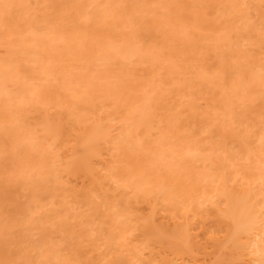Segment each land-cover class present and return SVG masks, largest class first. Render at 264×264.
I'll return each instance as SVG.
<instances>
[{
  "label": "bare ground",
  "instance_id": "1",
  "mask_svg": "<svg viewBox=\"0 0 264 264\" xmlns=\"http://www.w3.org/2000/svg\"><path fill=\"white\" fill-rule=\"evenodd\" d=\"M48 1H50L49 5L47 4ZM103 1L63 0L62 2L61 0V4H58L59 0H0V48H2L1 46L6 44V46L8 47L7 55H9L7 59H2L3 57H1L0 59V264H264V125L260 123L264 120L261 121L262 118L260 120V113H258L257 115L259 116V118H256L257 116L254 114H248V112L251 113L252 109L254 108L252 107V102L250 107L252 109L246 111V109L244 110L245 106L243 107V109H241V107L243 106V100L241 102L237 101L238 104H235L234 102H236V100L233 101L232 99H230L231 94L234 95V97L232 96L233 98L236 97L234 90L238 89L239 85L237 87V82L233 80V82H235L234 86H236L237 88L231 87L230 92L232 93L230 94L229 90H227L228 87L225 89V85L228 82V80L225 81V79H229V76H225L223 74L226 71L225 69L229 68L228 63L230 62L231 63L229 66L232 67V64L234 63L236 71L237 69L239 71V68H241V70L239 71L240 73H243V70L246 71V69L251 67L249 65L250 62V64L253 65V68H255L254 73L257 69V67H255L256 65L258 66V68L259 66L260 68L264 66V57L262 56V54H264V0H231L232 2L228 0L229 2H231V4H229L232 5V8L227 3L228 1L225 0V2L227 3L226 5L223 0L222 2L224 6H221V12H223L222 10H224V7L227 6H229V9L231 8V11L229 9H226L225 12L224 10V15L222 16L220 9L217 10L220 12L221 18H225L226 24H224V18L222 19L223 21L221 19H218V17L220 18V15H218V17L215 16V14L217 15L219 13L217 12V10H215V8H218L216 6L220 5L221 0H210V4H213V6H215L214 8L210 7V5L207 4L208 0H202L201 2L200 0H198L200 3L193 0V2L195 1L196 3H198L199 8H202L201 11L204 9L203 12L200 11L201 14H205L204 16H206V13L208 12H206V8H208V10H210L211 12L215 11L213 15L214 20H208L211 21L212 27L215 26L214 24H217L218 20H220L219 22H222V24H224L221 26V23L218 22V24L216 25L217 29L215 28V32L218 33H216L215 36L214 31L211 33V31L213 30L211 27H209L211 26V24L208 23L207 27L211 29V31L209 32L210 37L213 35L215 36L213 37V41V38H211V40L209 39V34H207L208 32L205 33V31H208L209 29H204L205 31L203 29L201 30L203 26L206 27L207 25L206 23H204L207 21V16L204 18L202 15L201 17V14H198L200 13L199 8L196 4V6H194V3H192V1H189L192 3L191 6L193 5L192 9L194 10V7H197L195 9V11L197 10V16L199 15V18H203H200L201 20H199V22L197 21V19L199 18L191 15V21L195 18L194 23H196L197 21V23L199 24L194 25L193 22L189 21L191 26H189L188 24L186 25V27H191L192 29L185 28L184 25L187 23H183L184 19H182V17L184 16V14L180 18L178 14L172 12L173 9H171L170 11L173 13H171L172 15L169 14V11L168 13L166 12V10L170 8L169 5L171 2H168L169 0L166 1L169 3V5L166 3H164L166 4L164 5L160 0L159 2L157 0L156 2L154 0L156 2L155 4L153 0H148V3L151 2L150 4L152 6L154 5L153 7L150 6V4H147L146 0V6L142 2L143 0H132L133 2L122 0V2L120 3L117 2L119 4V9H117V6V8L115 7V4H117L115 2L118 0H113V8L110 6V3H107L109 2V0H107V2L106 0ZM137 1L141 2L139 3ZM53 2H56V4H54ZM128 2H130L129 4L131 5H129ZM183 2V4L186 3V1ZM214 2H216V5L214 4ZM218 2L219 5L217 4ZM102 3H106L107 5H103ZM159 3H161V5H159ZM126 4L130 6V9H132L128 13V18H130L133 14L132 11L136 13L138 8V14H133L135 20L138 17V21H134L133 25V23L131 22L134 19L131 20L130 18L129 20H131V22H128L131 23L132 26H130L129 29L128 25L130 24L127 23L125 21L126 18H124L127 17L125 15L129 11L128 6L125 8ZM93 5L95 6L96 13L98 12L99 15L95 13V10H93ZM99 5L102 9L98 8ZM101 5L103 6L101 7ZM140 5L142 7H140ZM201 5H203L204 7ZM206 5H208L209 7ZM108 6L110 8H108ZM143 6L145 8L149 6L150 11L153 12V14L150 12L146 13L147 10L145 11V9H143ZM183 6L185 7V5H181L179 7L181 8ZM244 6L245 8H248L246 9V11L252 9L254 13H251L250 11L246 13V11H243ZM84 8L87 10L83 11L82 9ZM89 8H92L91 10H93V12L89 11ZM111 8L122 11L120 13L124 16L122 18H124L125 20L122 21L120 19V13H117L119 14V16L115 15L116 13L114 11L117 12V10L114 9V11H112ZM120 8H123V10H121ZM173 8H175V6ZM79 9L82 13L78 12ZM98 9L99 11H97ZM124 9H126V14H122ZM139 9H141L140 13ZM160 10L162 13L160 12ZM17 12L18 15H16ZM85 12L88 14H86ZM112 12H114V15L117 19L115 18V16L111 17ZM77 13L81 14L79 19L74 18L77 21L80 20L82 16H84L83 13L86 14L87 18H90L92 13H95V15L92 16H99L96 17L99 20L97 22L95 21V24L98 23L99 25H95L97 26V29H93V26H89V28L91 27V30H93H88V38V34L86 35L85 33V35L82 34L84 37H81V32L79 33V30L75 28L77 27V25L84 26V23H78L76 20L70 22L73 23L74 26L72 25V27L71 24H69V26L71 27L68 33L70 34V36L68 37H71L74 40V36L77 35L76 38L78 39V41L76 40L77 42H75V45L72 44L73 46H75L73 48L71 44L70 46L68 44L66 47L69 52L67 51V49H65V47L64 49L66 52L63 51V53L65 52L64 55L60 51L61 48H58L59 55L62 56L58 59V61L61 62L59 64V62L56 61V53L55 56H53L52 54L53 50L57 48V45L61 43V41L66 42L65 33L62 32L63 29H59V24H62L61 21H64L63 18L66 17L65 19L69 21V17L67 18V16L69 15L70 17H76ZM145 13L146 16H144ZM166 13L167 16L169 15V17L167 18ZM10 14L14 19H17L15 23L19 21L17 24H21L20 20H23L24 23H26L25 25H27V28H25L24 25H21L26 29V32L29 33H25V42L23 40L24 37H22L23 39L21 38L23 41V43H20L21 47L18 43L17 44L19 46L16 45L17 47H15L12 44V40H8L9 38L11 39L10 36L16 34L19 36V38L21 36H25V34H23L25 32V29L22 30V33L20 31V28H17L16 25L15 26L17 29L14 28V26L11 27L14 23L8 26L10 21L9 18H11ZM186 14L187 13H185V15ZM161 15L163 16L162 18L165 17L164 19L166 20V22L165 20L164 23L162 22L163 20L162 18H160ZM176 15H178L179 18H177ZM78 16L79 15H77V18ZM95 17H91V21H93ZM144 17L148 19L150 17L151 21L148 20L147 22L146 19L143 20ZM111 18H114L115 21H112ZM154 18L155 20L153 21ZM209 18L210 17H208V19ZM141 19L142 21H140ZM174 19L180 20V23H177L179 24V27H177L175 23H172L174 21L171 22V20ZM215 19H217V21ZM85 20L87 19L85 18ZM100 20L101 23L105 25L104 28H102L103 25H101ZM157 20L158 22H162L164 25H160L161 23H158ZM167 20H170V22H168L170 23V25L172 24V26H170L169 23L167 24ZM202 20V23L206 25L201 26ZM74 21H76L77 23ZM118 21L119 23H121L120 26L118 24ZM116 22L118 25L116 24ZM141 22L144 24L142 25ZM151 23L154 25H152L153 27H155L154 23H156V25L158 24L159 27L161 26V28H159L161 30H163L162 27L164 26L165 29L163 31L166 32V35H164L165 32H161L162 35L160 36H162V38L164 36L168 37V35L171 36L174 34V32L176 34V31H172L174 30V28H176L177 33L178 31H181L179 34H177L180 36H178L180 41V44L178 43V46L179 48H185L189 45V47H187L186 49L187 52L188 48L189 51L191 49L195 50L196 48L198 49L201 44L203 45L208 42L209 44L207 43V45H205V48H210L211 50L213 47L211 52H209L208 50V53L205 48L203 49V45L201 46V49H203L201 50L202 52L199 48L198 52L194 54L195 52L193 51L194 53L193 55L191 53V56H199L201 58L204 53V56H207L206 52L210 55V53L213 54V52L215 53L219 51L217 54L215 53L217 57L214 55V61L216 59L218 62L216 63V65L221 64V67L216 66L218 70L215 68L214 69L217 70V73H221L220 70H223L221 76L224 77L222 78L220 74H215L218 77L215 76L213 80L212 76L214 75H212L211 77L214 83H209V76L212 74L211 70H213V74L216 72L214 71L213 66H210L211 64H208L212 69H208L207 66H205L206 72L210 74L209 76H207L209 77L208 80L205 78L207 74L206 72H204L205 68L202 63H205L206 61L203 56L202 58L205 62L200 58V60H198V57L196 58L198 61H201L199 62V64L201 63V65L199 67L196 66V68H199L200 70L204 68V70L202 69L203 71L201 72L206 75L203 77L202 73L200 76H198L199 72L196 71V69L194 72L197 74L195 76L199 78L197 79L195 77L197 82L198 80L205 78L203 80H200V87L198 90H201L200 92L201 94L203 93L202 95L200 94V92L195 91L199 83L197 84V82H195L196 80L195 78H193L194 76L192 75L188 77V83L184 82L186 81L185 78L183 79V81L178 79L176 74L175 76H173L175 71L174 69L176 68L171 64L170 65L174 68H172L173 74L171 72L168 73L170 75L172 74L170 76L171 78L169 80V85H174L172 86L173 90H171V92H169L171 87H167V85L164 84L165 81L163 82V77L166 75L164 71L162 72L165 75H161L160 80L157 81L156 79L152 78L151 81L149 80L150 82L147 81L148 79L145 80L147 81L145 83L144 80H141L142 82L137 83L138 78H135L137 82L134 84L132 82V84L128 83L126 80L125 83L123 82L124 79L122 77L123 83H121L127 87L122 84H118L120 82H116L117 78L115 80L113 79L115 82L113 84L110 81L112 79H108V84H106L108 80L105 81L103 79L105 83L102 82V76L100 77V75L99 77H96V79H94V75L98 76V73H103L101 72V70L102 68L104 69V66H108L107 69L112 68L109 67V65H112L114 62H116H113L116 56H121L123 57L121 59H124V61L126 62L129 61L132 64V61L130 59L134 58V61L140 51L144 50L145 48V50L148 51L149 49V51H151L154 48V45H156L153 44V41L157 42L156 34L158 33L157 30H154V32L152 31L155 28H152ZM87 25L88 24H86V27ZM158 25L156 26V28L158 27ZM167 25L171 27L170 30ZM180 25L182 27H180ZM133 26H136L135 30H133ZM145 26H148L152 29L149 30L150 28H146ZM194 26H196V30ZM227 26L229 27V31L234 33V37H229L230 32L228 33ZM139 27L140 30H138ZM10 28H13L14 30L12 29L11 31ZM65 28L66 27H64V29ZM68 28L69 27H67V29ZM80 28L86 29L83 27ZM101 28L102 31H107V33L103 35L105 36L106 42L108 43H106L102 39V37L100 38L99 36H97L99 33V29ZM122 28L124 29L122 30ZM224 28L227 30L226 34L228 35H226L225 39H227L228 37L230 38L228 43L225 39L223 40L225 41V44L223 41H221V39L225 37V33L223 32ZM82 29L81 31H83ZM106 29H108L109 31ZM70 30L72 32H70ZM86 30H84V32H87ZM119 30L120 32H124L125 30L124 33L130 32L132 36H130V34L122 36V33L120 34V32H118ZM131 30H133L135 33H131ZM187 30H189L190 32ZM198 30L199 32L202 31V33H199ZM90 31L91 33H89ZM105 31L103 32L105 33ZM140 31H142V34L140 33ZM169 31L172 32L170 33ZM183 31L186 35H182ZM12 32L16 33L12 34ZM167 32H169L170 34H168ZM111 33L113 35L117 34V36L114 37V35L111 37ZM150 33L152 35H150ZM193 33L194 35H197L199 40L201 39L200 42H198L199 40L195 39L196 42L201 43L199 44V46L198 43L193 41L194 38H196V36H193ZM147 34H149L151 37L147 36ZM153 34L156 36L152 37ZM187 34L188 36L190 34V36L187 37ZM198 34H200V36H198ZM203 34H207L206 37ZM141 35L143 37H141ZM181 35L184 37H182ZM191 35L193 37H191ZM218 35H220L221 38L220 36L218 37ZM261 35L262 38H258ZM120 36L121 38L125 36L124 38L128 39V41L130 40V37L134 42L136 41L135 44L134 42L131 43L132 40H130V42H126V44L130 43V46L134 44V47L131 46L132 50L128 48L126 49V47H124L125 52L126 50H128L129 56H125L123 54L124 50L122 45L124 44V38L122 41L119 40L118 42L117 39H119ZM138 36H140L141 38H138ZM173 36L175 38V35ZM185 36L187 37V39H185ZM15 37L16 36H12V38ZM98 37L101 39V41L99 40L100 46L96 42L99 39ZM109 37H114V40ZM135 37L138 38V42ZM148 37L151 40L148 39ZM169 37L168 41L170 43L168 45H171V43L173 45L174 43V45L169 46V48L172 47L171 49L173 50L171 51L170 49V51L173 52V56L175 57V53L179 54L180 52H178V49L176 48L178 37L176 36V41L172 37L174 40L171 39V41L173 40V42L169 40ZM182 38H184L185 41L187 40L186 42H188L189 44L183 41ZM206 38L209 40H207ZM255 38L258 39H256L257 43L255 42ZM87 39L90 41H88ZM141 39H147V42H152L151 45L153 46V48L151 47L150 43L147 44L146 41V43H143ZM188 39H190L191 41H188ZM162 40L163 39L159 41L163 43ZM165 40L167 41V38L164 39V42H166ZM216 40L217 42H214ZM219 40L223 43L219 44ZM86 41L89 42V47L91 46L92 51H90V48L87 46L88 42ZM168 41L166 43H168ZM229 42L232 45H230ZM250 42H252L251 45H254L253 43H255V47L253 50L257 49V45L260 46L259 49H262L263 46V53L261 52V50H259L261 54H258L259 52L257 53V51H255L257 53L256 54L250 51V49L248 48L245 49L247 47L246 46L244 48L245 45H248V47L251 46ZM25 43L26 45H24ZM72 43L74 42L72 41ZM84 43L87 44L85 45ZM138 43H140V47L142 48H140V51L138 50ZM181 43L182 45L184 44L185 47L184 45L182 46ZM190 43H192L191 45L193 46V48H191L192 46L190 45ZM210 43H213L211 47L208 46L210 45ZM126 44L125 46H128ZM228 44L230 45V50H227L228 52L225 51V54L224 50L227 47L229 49ZM12 45L14 47H12ZM108 45H110V47ZM142 45L149 46L150 48L144 47ZM219 45L221 47L223 45L222 52L224 53V55L220 51L221 47ZM85 46L88 48L84 51ZM161 46L165 47V45ZM214 46L216 47L214 48ZM115 47H119L118 49H120V53H118L119 50ZM135 47H137L138 49ZM69 48H72L71 51ZM74 48L76 50H73ZM106 48H110V52L108 49L106 50ZM157 48H154L156 50L153 49V54L157 53L155 51H161V53L163 52L162 50H157ZM216 48H218L217 51L214 50ZM98 49L103 52H100ZM101 49H104L105 51ZM121 50L123 53L121 52ZM247 50H249L250 52ZM72 51H76L79 57H75ZM96 51L98 52L97 55L95 54ZM106 51L109 54H107ZM132 51L135 53L137 52L136 56ZM147 51H145V53L142 52L144 53V58L138 55V57L143 59L144 62H147L146 56L152 57L153 55L152 53L150 54V52ZM84 52L86 54H83ZM104 52L108 56H105ZM66 53L68 55H66ZM46 54L55 57L54 59L53 57H50L53 59V61L50 59L52 61L50 63L48 61L50 65L54 62L56 67H64V69L62 67L60 70L61 72L66 73L62 75L63 77L61 75L58 76L59 78L57 77L58 79L55 77L57 75L56 71L59 69L56 70V68H54V64L51 65L52 67H50L49 65V67H47L48 63H43L47 61V59L45 60L44 58H49V56L46 57ZM162 54H156L155 60H160L161 56H163V58L165 59L164 55ZM251 54H254V57L251 58V60L253 59L254 61H257H250L249 58ZM255 54L257 55L256 58ZM91 55L93 58H91ZM109 55H113V58ZM168 55L169 54H167V56ZM189 55L190 54L188 53V56ZM259 55H261L262 57ZM63 56L65 57L63 58ZM221 56H223L222 59ZM224 56H226L227 59ZM108 57H111L110 60ZM177 57L179 58V56ZM167 58H172V56H168L166 57V59ZM80 59L82 61L84 59L86 60V62H82ZM228 59L230 61H228ZM87 60L90 61L87 62ZM143 60L141 61L142 65L144 64ZM155 60L154 62H152L153 66L150 65V61H148L150 62L149 65L147 64V62L144 64V66L147 64L146 68L151 67V69H153L156 64ZM121 61L119 62L120 64H116L117 62L115 64L121 65ZM55 62L58 64H56ZM72 62H75V64L78 62L77 64L79 66H81L82 64V67H84L85 65V68L88 67L86 68V72L81 73L85 74V76L83 74L84 79H88L96 71V74L94 73V75L92 76L93 80H90L92 79L90 78L87 81V79L84 80L83 78H80V76L82 75L76 76L80 74L77 72L80 70L75 71L76 67L74 66H76L77 64L75 65L73 63L74 66L72 67ZM136 62L137 60L134 61L135 65H137ZM169 63H171V61ZM225 63L226 67H224ZM90 64L92 65V67ZM115 64L114 66L112 65L114 68L116 66ZM186 64H188V62H186ZM94 65L95 67L97 65V67L95 68ZM140 65L141 64L137 66ZM144 66H142L143 69ZM192 66L193 65H191V67ZM71 67L73 69H71ZM125 67L122 68L126 69ZM91 68L95 70L92 71ZM129 68L130 67H128V71L130 70ZM260 68L257 70V72L259 71V76H257L256 81L253 82L254 84L252 83L253 87L255 83L258 84V77H261L262 79L264 77L262 75L263 73L260 72ZM82 70L85 71L84 68H82ZM25 71L26 73L30 74L28 76H21L20 73L22 74ZM238 71L237 74L239 73ZM245 71L244 73L248 72ZM74 72L77 73L75 74ZM112 72L113 71H111L110 74ZM162 72H160L159 74H161ZM257 72L254 76L252 75V79L256 77V75H258ZM86 73L89 77H86ZM33 74H37L39 79L41 78L42 82L38 80V82H36L32 79L33 84L38 83L39 85L36 84L34 88L32 85V87L30 86V88H26L25 83L27 82L26 86H28L30 82L28 83L27 79H29V77L32 78ZM153 74H155V71L153 72ZM248 74H251L250 69ZM118 75L119 74H117L116 76ZM127 75L126 77L128 79ZM43 76L45 78L49 76L46 80V86H44L45 81H43ZM130 76L131 80L133 79L134 81L132 74H130ZM247 77H244L245 80ZM249 77L247 79H249ZM189 78H192L194 80L193 87L190 86ZM216 78L222 80L220 81V87L224 86L223 90L228 91V94H226V91L221 94L219 91L222 89H220L219 86H217V88L220 89H218V91L216 88H213L214 86L219 85L215 84L219 82ZM51 79L55 81L54 83L52 81V83L49 84V81L51 82ZM94 80L96 81V84L99 82V86L94 85ZM204 80L210 85L202 82ZM181 81L184 83H182ZM223 81L226 84H224ZM262 81V84L260 83V85L263 86L264 83ZM9 82H11V84ZM12 82L17 83L18 85L19 82L20 84H23V86H21L20 88L21 92L19 95H17L18 93L16 94V92H18L17 88L20 85H13ZM55 82H57L58 84H55ZM89 82H92V84ZM127 83L129 84V86L131 85L130 88L128 87ZM229 83L230 82H228V85ZM248 83L245 84L247 85ZM111 84L116 88H113L115 90L109 88L112 87ZM114 84L116 86H114ZM138 84H143L140 86L142 88H140ZM146 84L150 87L152 86L153 88H149V86L147 87ZM153 84L156 86H154ZM183 84L187 85V87H182ZM12 85L15 88L13 89V91ZM40 85L42 86L41 88L38 87ZM103 85H105L106 87H108L109 85V87L104 88L105 86L103 87ZM136 86H138L139 90ZM248 86L250 87V84H248ZM131 87H135L136 89H132ZM204 87L207 89H205ZM258 87L257 90L255 89V91H258V89L260 90V88ZM211 88L216 89L214 90L216 93L219 92L221 95H223V98L218 93L217 96H215L217 100L219 99V96L221 97V99H219L220 102L225 99L224 97L229 96L224 103H220V106H223V109L221 107H217L219 108V110L222 109L224 112L226 111V113H221L222 110H218V114L217 109L214 110L215 104L209 105V102L213 101V99L209 101L212 98L213 94L211 93L207 99L206 93L208 92L209 95V93L211 92H209V90ZM119 89L122 91H120ZM124 89L125 91H127V93L123 91ZM141 89L144 90L141 92H144L145 94L147 92V94L145 95L144 93H142L141 96L137 98L135 96L136 101L134 102L136 104L131 103V101L126 102L128 100L127 98H130L131 95H135L137 93L136 91H139V93H141ZM148 89L152 90L150 91ZM251 89L252 88H250V90ZM263 89L261 87L262 92ZM14 90H16V92H14ZM116 90H119L120 92ZM232 90L234 91V93ZM238 90L236 91L237 95L239 94ZM247 91H249V89H247ZM139 93L136 95H139ZM253 93L254 91L252 90L250 95ZM251 96L253 97V95ZM254 96H256L255 93ZM123 98L124 100H122ZM139 98L145 100L142 101ZM151 98L155 100L154 103H152L153 100ZM185 98H187V100H183ZM236 98L237 100H239L238 97ZM150 99L152 100V102H150ZM229 99L232 100V102ZM227 100L230 103H227ZM204 102H206L205 104L207 105V107H204ZM225 103L229 105L234 103V105H232L234 107L232 108ZM237 105L240 107V110L246 111L245 113H247V115L245 114L246 118L244 119H247V123L250 124L249 126L247 124L248 127H246L245 125V128L239 131L235 130V128L239 127L237 126V124L239 125V122H241V120H237V118H240L238 117V114L239 116H241L244 113L243 111L236 110L239 109ZM261 105L262 104H260V107L263 108ZM210 106H212V108L214 109L209 110V108H211ZM226 106H229L228 109L230 107L232 109L235 108L236 111H228V109H226ZM182 107L186 109L187 114H184L182 112ZM152 109H156V113L153 112ZM179 109L185 116L182 117ZM161 110L163 112H160ZM252 113H254V111H252ZM230 115H235V117H231ZM249 116H253L255 118L252 117L251 120L247 118ZM253 119L255 120V123L258 122L257 124H262V126H260V124L258 125L260 129L262 128L261 131L259 130V128V131H257V129L255 130L256 125H251V122L254 123ZM256 119L259 120L257 121ZM249 120L250 122H248ZM114 121H119V123L121 122L120 129L117 130L118 132L122 128V131L119 132V136V133L115 135L116 137L113 136L116 140L111 139V134H113V132H115L116 130L114 129L113 132L110 130L112 129L111 124ZM225 121L226 123H224ZM216 123L217 125H220H218V128H220L221 131L217 129ZM241 123L243 124V122ZM233 124L237 127H234ZM40 125L42 128L40 127ZM184 125L187 128L189 127L190 129L188 128V131L191 130L193 134H190V132L188 133ZM37 126H39V130ZM225 128L227 129L225 130ZM182 129L192 137H199L197 138L198 140L193 137L195 141L197 140V143L191 139L190 135L189 137L186 132L184 133ZM214 134H216V136L218 137L217 140L214 138ZM182 135H187L189 137H187L189 142L186 137H183ZM206 135H208L210 138ZM205 138L207 139V141ZM179 139L182 141L186 139L188 143L186 142V144ZM214 139L215 141H212ZM191 141L194 142L191 143ZM189 143L195 144L193 146ZM105 145H108V148L112 145L110 149H108V151H110H107L106 153L108 158L105 157L106 154H104V152L102 151ZM174 161L177 163H175ZM213 167H216V169H213V173L211 172V174L210 171ZM200 168H204V171L200 170ZM205 168L209 169L210 171H207V169Z\"/></svg>",
  "mask_w": 264,
  "mask_h": 264
},
{
  "label": "rangeland",
  "instance_id": "2",
  "mask_svg": "<svg viewBox=\"0 0 264 264\" xmlns=\"http://www.w3.org/2000/svg\"><path fill=\"white\" fill-rule=\"evenodd\" d=\"M54 1H55V0H54ZM65 1H66V0H65ZM102 1H103V0H102ZM110 1L112 2L113 0H109V2H107V0H106V2H107L108 4L110 3V6L113 8L114 1H115V0H114L112 3H111ZM123 1H125V0H123ZM127 1H132V0H127ZM141 1H142V0H141ZM141 1H137V2L140 3ZM151 1H152V0H151ZM155 1H156V0H155ZM155 1L153 0L154 4H155L157 1L159 2V0H157L156 2H155ZM160 1H161V3H163V4L166 3V4H168V5H169L168 2H171L170 5H169V6H170V8H169L170 10H169V9L166 10L167 13H168V11H169V14H171L172 12H173V13L175 12V14H178V15L180 16V18H181V17L183 16V14H184L185 17L183 16L182 19H184V21H185V22L183 21V23H187V24L184 25L185 28H187L186 25H188V24H189V26H191V24L189 23V21H191L192 16H195L196 18H199V17H198L199 15L197 16V10L195 11V9H196L197 7L199 8L198 3H196L198 0H195L196 2H195V1L193 2V0H182V1H181V0H178V2H177V0H175V1L173 0V2H172V0H169L168 2H166L167 0H164V1H163V0H160ZM162 1H163V2H162ZM183 1H186V3H188L189 5L186 4V3L183 4V3H184ZM189 1H192V3H194V6L197 5V7H194V10L192 9V8H193V7H192L193 5L191 6L192 3L189 2ZM201 1H202V0H200V2H201ZM204 1H205V0H204ZM212 1H213V0H212ZM218 1H220V0H218ZM222 1H223V0H221L220 5H219V2L217 3L219 6H216V7H218V8H215V10L220 9V12H221V6L223 5V2H222ZM226 1H228V0H226ZM230 1H231V0H230ZM49 2H50V1H48V3H47V2H46V3L49 5V4H50ZM60 2H61V0H59V3H58V4H61ZM62 2H63V0H62ZM99 2H100V1H99ZM103 2H105V1H103ZM117 2L120 3V2H122V0H118V1H116L115 3H117ZM132 2H133V1H132ZM132 2H131V3H132ZM135 2H136V1H135ZM142 2H143V3L145 4V6H146L145 0H143ZM146 2H147V4H150V3H151L150 1H149L150 3H148V0H146ZM174 2H175V3H174ZM198 2H199V1H198ZM200 2H199V3H200ZM208 2H209V3H208ZM208 2H207V4L210 5V7H213V8L215 7V6H213V4H212V5L210 4V2H211L210 0H208ZM231 2H232V1H231ZM231 2L228 1L227 3H228V4H229V3L231 4ZM51 3H52V2H51ZM53 3H54V2H53ZM94 3H95V2H94ZM123 3H124V2H123ZM125 3H126V2H125ZM129 3H130V2H128V4H129ZM139 3H138V4H139ZM161 3H159V5H161ZM178 3H179V4H178ZM202 3H203V2H202ZM202 3H201V4H202ZM212 3H213V2H212ZM215 3H216V2H214V4H215ZM224 3L227 5V3L225 2V0H224ZM47 4H46V5H47ZM54 4H56V2H55ZM58 4H57V5H58ZM63 4H65V3H63ZM100 4H101V3H100ZM102 4H103V5H107L106 3H105V4L102 3ZM112 4H113V5H112ZM132 4H134V3H132ZM144 4H142V5H144ZM152 4H153V3H152ZM166 4H164V5H166ZM175 4H177V5H175ZM195 4H196V5H195ZM204 4H205V3H204ZM230 4H229V5H230ZM232 4H233V3H232ZM48 5H47V6H48ZM96 5H97V4H96ZM103 5H101V7H102ZM129 5H131V4H129ZM129 5H127V4H126V6L123 5V6H125V8H126L127 6L129 7V8H128L129 11L127 12V14L130 12V10H132V9H130V6H129ZM134 5H135V4H134ZM168 5H167V6H168ZM181 5H185V7L183 6V7L180 8L179 6H181ZM208 5H206V6H208ZM215 5H216V4H215ZM226 5H225V6H226ZM33 6H34V4H33ZM33 6H32V7H33ZM41 6H42V5H41ZM44 6H45V5H44ZM93 6H94V5H93ZM116 6L118 7L119 4H118V3L115 4V7H116ZM120 6H121V5H120ZM136 6H137V5H136ZM150 6H152V5L150 4ZM153 6H154V5H153ZM153 6H152V7H153ZM155 6H156V5H155ZM157 6H158V4H157ZM174 6H175V8H173ZM201 6H203V5H201ZM223 6H224V5H223ZM223 6H222V7H223ZM230 6H231V8H232V5H230ZM88 7H90V6H88ZM117 7H116V8H117ZM121 7H122V6H121ZM140 7H142V6L140 5ZM162 7H163V6H162ZM171 7H172V8H171ZM189 7H190V9H189ZM203 7H204V6H203ZM208 7H209V6H208ZM227 7H228V8H227ZM227 7H224V8H225V9H224L225 12H226V9H229V6H227ZM246 7H247V6H246ZM251 7H253V6H251ZM251 7H250V9H251ZM93 8H94L93 10H95V6H94ZM96 8H97V6H96ZM98 8H100V5L98 6ZM104 8H105V6H104ZM108 8H110V7L108 6ZM112 8H111V9H112ZM123 8H124V7H123ZM123 8H122V9L120 8V9L123 10ZM132 8H134V7H132ZM136 8H137V7H136ZM154 8H156V7H154ZM159 8H160V7H159ZM178 8H179V9H178ZM205 8H206V7H205ZM231 8H230V9H231ZM244 8H245V6H244ZM244 8H243V11H246V9H248V8H245V9H244ZM84 9H85V8H84ZM84 9H82V10H83V11H86V10H87V9H85V10H84ZM91 9H92V8H89L88 10L93 12V10H91ZM100 9H102V8H100ZM114 9H115V8H114ZM114 9H112V11H114ZM117 9H119V7H118ZM117 9H115V10H117ZM143 9H145V11L147 10L146 13L150 12V13L153 14V12L150 11V7H149V6L146 7V8L143 6ZM165 9H166V8H165ZM171 9H173V10L175 9L176 11H175V10H174V11L172 10V12H170ZM180 9H181V10H180ZM184 9H185V10H184ZM201 9H202V8L200 7V8H199V12L201 11ZM210 9H211V8H210ZM230 9H229V10H230ZM253 9H254V8H253ZM103 10H104V9H103ZM125 10H126V9H124V11H123L122 14H124V13L126 14ZM152 10H153V9H152ZM155 10H156V9H155ZM158 10H159V9H158ZM177 10H178V12H177ZM187 10H188V12H187ZM191 10H192V11H191ZM203 10H204V9H203ZM203 10H202L201 12H203ZM224 10H222L223 12H221V15H222V16L224 15ZM229 10H228V11H229ZM97 11H99V9H98ZM140 11H141V9H139V13H140ZM143 11H144V10H143ZM183 11H184V12H183ZM194 11H195V12H194ZM207 11H208L209 13H208ZM212 11H214V10H212ZM228 11H227V12H228ZM230 11H231V10H230ZM249 11H250L251 13H254V11H253L252 9L249 10ZM249 11L247 10L246 13H248ZM252 11H253V12H252ZM14 12H16V11H14ZM14 12H13V14H14ZM76 12H77V11H76ZM78 12L80 13L81 10L79 9ZM100 12H101V11H100ZM104 12H105V11H104ZM114 12L116 13L115 15H118V16H119V14H117V13H120V12H122V11L117 10V12H116V11H114ZM114 12L111 13V17H114V16H115V15H114ZM137 12H138V8H137ZM137 12L135 13V12L132 11V13H133V14L135 13L136 15L138 14ZM157 12H159V11H157ZM160 12H161V10H160ZM201 12L198 13V14H201ZM204 12H205V11H204ZM206 12L208 13V14L206 13V16H207L206 19H207V21L204 22V23H206L207 25H206V24H203V23H202L203 20H202V21H201V23H202L201 26L206 25V27L203 26V28H201V30H202V29H203V30H204V29H209L208 31H207V30H206V31L204 30L205 33L208 32L207 34H209V32L211 31V29L207 27V26H208V23L211 24V26H209V27H211V28L213 29V30L211 31V33H212L213 31H214V32L216 31V29H217V26H216V25L218 24V22H219L220 20L217 21V19H215V20L217 21V24H214L215 26L212 27V23H211V21L214 20L213 15H214L215 11H214V12H211L210 10H208V8H206ZM210 12H211V13H210ZM217 12H219V11L217 10ZM220 12H219L217 15L215 14V16L218 17V15H220ZM11 13H12V12H11ZM73 13H74V12H73ZM81 13H82V12H81ZM85 13H86V12H85ZM85 13H83L84 16H82V18H81L80 20H78V21H77L76 19H79V17L81 16V14H78V13H77V14H76V17H75V16H74V17H73V16L70 17V16L68 15L67 18L69 17V18H68L69 21H67V19H65V18H66V17H65V18H63L64 21H63V22L61 21L62 24H61V25L59 24V29H60V30L63 29L62 32L65 33L66 42H65V41H63V42L61 41V43H59V44L57 45V48H56L55 50L58 52V54H57V52H56L55 50H53V52H52L53 56H55V53H56V56H55V57H56V61H58V59L62 57L61 55H59L58 48H61L60 51H61V53L64 55L65 52H66L65 49H67L66 46H67L68 44H69V46H70V44H71V46H72V48H73V47H75V46H73L72 44L75 45V42L78 41V39L76 38V36H77L76 34H75L76 36H74V40H73L71 37H70V38L68 37V36H70V34H68V33H69V29H70V27L73 25V23H70V22H72L73 20H76L78 23H79V22H81V24L84 23V26H85V27L82 26V25H81V26H80V25H77V27H75V28H77V30H79V31H78L79 33L81 32V35L84 34V33L87 35V34H88V30H89V29L91 30V27H92V26H93V29H97V26H95V25H99V24H98V23L95 24V23L99 20V19H97L96 17H99V16H96V17H95V16H92V15H95L96 10H95V13H92V15L90 16V18H87L86 14H88V13H86V14H85ZM89 13H90V12H89ZM106 13H107V12H106ZM109 13H110V10H109ZM146 13L144 14V16H146ZM150 13H149V14H150ZM161 13H162V12H161ZM167 13H166V18L169 17V15L167 16ZM173 13H172V14H173ZM180 13H182V14H180ZM185 13H187V14L185 15ZM190 13H192V14H190ZM195 13H196V14H195ZM222 13H223V14H222ZM90 14H91V13H90ZM96 14H98V12H97ZM127 14L125 15V16H127V17H124V16L121 15V13H120V19H121L122 21H124V20H125L124 18H126L125 21H126L127 23H129L128 21L131 22V20L134 19V16H133V14H132V15L130 14V15H131V17H130L131 20H129V19H130V18H128L129 14H128V15H127ZM156 14H157V13H156ZM172 14H171V15H172ZM189 14H190V15H189ZM16 15H18V12H17ZM77 15H79L78 18H77ZM98 15H99V14H98ZM164 15H165V13H164ZM178 15H176L177 18H179ZM191 15H192V16H191ZM202 15H203L204 18L206 17V16H204L205 14H201V17H202ZM221 15H220V18L218 17V19H221V20H222L224 17L221 18ZM85 16H86V17H85ZM132 16H133V17H132ZM152 16H153V15H152ZM152 16H151V17H152ZM173 16H174V15H173ZM10 17H11V18H9L10 21H9V25H8V26H10V24H13V23H14L11 27L14 26V28H16V26H17V28H20V31H21V32H22L23 29L27 28V25H25L26 23H24L23 20H20V23H21V24H17L19 21H17V23H15V21H16L17 19H14L13 16H11V14H10ZM16 17H17V16H16ZM16 17H15V18H16ZM88 17H89V16H88ZM91 17H95V18H94L95 20L93 19V21H91V19H92ZM100 17H101V16H100ZM122 17H124V18H122ZM136 17H137V16H136ZM136 17H135V18H136ZM139 17H141V16H139ZM142 17H143V15H142ZM147 17H148V15H147ZM162 17H163V16L161 15L160 18H162ZM201 17H200V18H201ZM208 17H210V18L208 19ZM17 18H18V17H17ZM74 18H76V19H74ZM85 18H86L88 21L85 20ZM115 18H116V16H115ZM118 18H119V17H118ZM127 18H128V20H127ZM155 18H156V17H155ZM155 18L153 19V21L155 20ZM164 18H165V17H164ZM164 18H162V20H163L162 22H163V23H164V20H165ZM173 18H176V17H173ZM173 18H172V19H173ZM188 18H189V20H188ZM200 18L197 19V21L203 19V18H201V19H200ZM71 19H72V20H71ZM111 19H112V21H115L114 18H111ZM113 19H114V20H113ZM116 19H117V18H116ZM137 19H138V17L136 18V20H137ZM142 19H143V18H142ZM142 19H141L140 21H142ZM145 19L147 20V22H148V20L151 21V20H150V17H149V19L144 17L143 20H145ZM194 19H195V18H194ZM194 19H192L191 22L194 23V21H195ZM13 20H14V21H13ZM65 20H66V21H65ZM70 20H71V21H70ZM136 20L134 19L131 23H133V22L136 21ZM204 20H205V19H204ZM208 20H211V21H208ZM223 20L225 21L224 24H226V20H225V18H224ZM223 20H222V21H223ZM76 21H74V22H76ZM95 21H96V22H95ZM116 21H117V20H116ZM122 21H121V22H122ZM137 21H138V20H137ZM168 21L170 22V20H167V24L169 23ZM172 21H174V22H172ZM175 21H177V22H175ZM179 21H180V20H177V19L171 20V22H172L173 24L175 23V25H176L177 27H179V24H177V23H180ZM197 21H196V23H194V25H195V24H198ZM216 21H214V22H216ZM10 22H11V23H10ZM22 22H23V23H22ZM77 22H76V23H77ZM85 22H86V23H85ZM88 22H89V23H88ZM102 22H103V19H102ZM110 22H111V20H110ZM126 22H125V23H126ZM157 22H158V20H157ZM162 22H158V23H161L160 25H164ZM165 22H166V20H165ZM199 22H200V21H199ZM100 23H101V20H100ZM114 23H115V22H114ZM125 23H123V24H125ZM131 23H129V24H130V25H128L129 27L126 26V27H128V29L130 28V26H132ZM145 23H146V22H145ZM152 23H153V22H152ZM152 23H151V26L153 25ZM219 23H221V26L224 25V24H222V22H219ZM69 24H71V26H69ZM86 24H88V25H87L88 29H87V27H86ZM116 24H117V22H116ZM118 24H119V26H120L121 23H119V21H118ZM118 24H117V25H118ZM135 24H136V23H135ZM138 24H140V23H138ZM138 24H137V25H138ZM141 24L143 25L144 23L141 22ZM146 24H147V23H146ZM154 24H155V27H153V26H154V25H153L152 28H155V29H153L152 31H153V32H154V30H157V31H158L157 34L155 33V34L157 35V37H156V41L158 42L159 40L163 39V40H162L163 43H161L160 41H159L160 43L158 42L159 45L157 44V42L153 41V42H154L153 44L158 45V46L154 45V48H157V47H159V46H161V45H165V47L161 46V47L157 48V50H162V51H163L162 53H165V54H162L161 51H155V52H157V53H154V54H153L152 51H153L154 48H153V46L151 45L152 42H151V43H150V42H147V39H146V40H142V39H141V41H143V43H144L145 41L147 42V44L150 43L151 47L153 48L151 51H149V49H148V51L150 52V54L152 53V54L154 55V58H153V55H152V57H149V56L147 57V56H146V61H147V62H148V61H150L151 63L154 62V60H155V58H156V54H162V55H164V57H165V59H164L163 56L160 55L161 58H160V60H155V63H156V64H155V67H154V68L152 67L153 69H151V67H149V66H148V67H149L150 69H149V68H146V67H147L146 65H147V64L149 65L150 62H148V63H147V62H144L143 59H141L140 57H138V55H139V56H142V58H144L143 54L145 53V51H147V50H145L146 48L144 49V47H149V46H144L145 44L142 45V46H144L143 49H144L145 51H144V50L140 51V48H141V47H140V43H138V45H139V46H138L139 49H138L137 47H135V48H137V49L140 51V53H139V51H138L139 54H137V52L135 53V52L132 51L133 53H135V54H134L135 56H136V54H137V57H136V59H135L134 61L137 60V62H136L137 65H139V64L142 65V62H141L142 60H143L144 64L147 63L145 66H144V64L142 65V66H144V69H143V67H142L141 65H140V66L135 65V63H134V61H133L134 58H133V59H132V58L130 59V60L132 61V64H131V62L127 61V62H128V63H127L126 61H124V59H121V58H123V57H121V56L117 57V56H116V57L114 58L113 62L116 61L117 63H116V62H114V63L112 62V63H113L112 65L114 66L115 63L118 64L121 60H123L124 62L121 61V63H122L121 65H116V64H115L116 66H115V68H114L111 64H110V65H111V66H110L109 63H108L109 67H112V68L107 69L108 66H107V67L104 66V69L102 68V70H101V72H103V73H101V74L98 73V76L94 75V73H95L96 71L93 73L94 76L91 75V74H92V72H91V74H90L91 77H89L88 74L86 73V74H87L86 77H89V78H88V79H87V78L84 79L85 74L83 73V74H84V76H83V74H81V73H82V72H86V70H87L86 68H88V67L85 68V65H84V64H83L84 67H82V64H81V66H79V65L77 64L78 62L76 63V64H77V65H76V64H75V62L77 61V60H76L75 62H72V67L74 66V64L76 65V66H74V67H76L75 71L80 70V71H77V72L80 73V74H78V75H76V76L82 75L83 77L80 76V78H83L84 80L87 79V81H88L90 78H92V76L95 77L94 79H96V77H99V75H100V77L102 76V78H101L102 80H101V81L104 82V83H105V81L108 80V79H109V80H110V79H112V80L114 79V80H115V79L117 78V79H116V82H117V81L120 82V83L117 82L118 84H122L123 82H125V80H126L128 83H131V82H132V83L134 84V83H136L137 81H138L137 83L142 82L141 80H144V83L147 82V81L150 82L152 78H154V79H156V80L158 81V80H160L161 75L164 76V75H165L164 73H166V75H167L168 77H167L166 75H165L164 77L162 76V77H163V82L165 81L164 84H166L167 87H171L170 90H169V92H171V90H173V89H172V86H174V85H172V86L169 85V84H170L169 80H170V78H171L170 76L173 74V72H172V68H173V66L176 68V69L173 68V69L175 70L173 76H175V74H176V75H177V78L180 79V80H182V81H183V79L185 78L186 81H184V82L188 83V82H189V80H187L188 77H190V76H192V75L194 76L193 78L196 77L195 75H197V74L194 73V72H195V69H196V71L199 72V73L197 72V73H198V76H200V75L203 73V72H201V71H203L204 68H205V71H204V72H206V67H205V66H207L208 69L210 68V66H213V69H214V68L217 69L216 66L219 67V66L221 65V64L216 65V63H218L216 59H215L216 62L214 61V55H215V53L217 54L219 51H218V52H215V53L213 52V54L210 53V55H209L208 53L211 52V50L213 49V47H212L211 50H210V48H209V49H208V48L206 49V48H205V45H207V43H208V42H206L205 44H203V45H204L203 49L205 48L207 52H208V50H209L208 53L206 52V55H207V56L209 55V56H208V59H207V56H204L205 53L202 55V57L204 56L203 58H205V61H206V62L203 60L202 57L200 58L199 56H197V57H198V60L201 59V60H203V61L205 62V63H202L203 66H204V68H202L203 70H202V69L200 70L199 68L197 69L196 66L199 67V66L201 65V63L199 64V62H201V61H198V60L196 59V58H197L196 56H195V57H194V56H191V53H192V55H193L194 52H195L194 54H196V52H198L199 48H200V51L203 50V49H201V48H202L201 46H203V45H202L201 43H198V42L201 41V39L199 40V38L197 37V35H194V33L196 32V31H195V32L193 33V36H196V38H194V40H193V38H192V40L195 41V42H196V40H199V41L196 42V43H198V46H199V44H201V46H199L198 49H197V48L195 49V50H197V51H195L194 49H191V50H190L191 52L189 51V48H188V52H187L186 49H187V47H189V45H188L189 43L186 42L187 40L185 41V39H187V37H189L190 34H189V36H188V34H187V37L185 36V39L182 38L183 41H185L186 43H188V44H187L188 46H186V47H185V45L183 44L184 47H185V48L182 47V48L184 49V50H183L181 47L179 48V46H178V43L180 42V41H179V37H180V36L177 35V34H179L181 31H180V32L178 31V33H177L176 28H174V30H172V31H176V34H175V32H174V34H173V35H175V38H174L173 35H171V36L168 35V37L170 36V37H169V40H170V41H171V39H173V38H174L175 41H176V38L179 36V37H178V40H177L178 42H176V43H177V44H176V45H177L176 48L178 49V52H179V51H180V52H179V54H177V53H175L176 55L174 54L175 57H176V59H175V57L173 56V52H171V51L173 50V49H171L172 47L169 48V46H173L174 43H173V45H172V43H171V45H168V44L170 43V42L168 41V37H167V36H166V37L164 36L165 38H167V41H168V43H166V42H167L166 40H165L166 42H164V39H165V38H164V37L162 38V36H160V35H162L161 32H162V33L165 32V31H163V30L165 29L164 26L162 27L163 30H161V29H159V28H161V26L159 27V25L157 24L158 27L156 28L157 25H156V23H154ZM165 24H166V23H165ZM181 24H182V23H181ZM210 24H209V25H210ZM15 25H16V26H15ZM21 25H22V26L24 25L25 28L22 27ZM101 25H103V24L101 23ZM106 25H107V24H106ZM133 25H134V23H133ZM137 25H136V26H137ZM142 25H141V26H142ZM149 25H150V23H149ZM169 25H170V23H169ZM169 25H167V27H168L169 30H170V29H171L170 26H172V24H171L170 26H169ZM175 25H174V27H175ZM198 25H199V24H198ZM198 25H196V26H198ZM227 25H228V24H227ZM18 26H19V27H18ZM73 26H74V25H73ZM73 26H72V27H73ZM89 26H91V27L89 28ZM104 26H105V25H103V27H102V26H101V27L104 28ZM136 26H133L134 29H133L132 27H131V28H132L133 30H135ZM139 26H140V25H139ZM184 26H183V27H184ZM196 26H194L195 30H196ZM221 26H220V27H221ZM61 27H62V28H61ZM64 27H66V28L64 29ZM67 27H69V28L67 29ZM80 27L86 28L87 30H86V29H82V28H80ZM94 27H95V28H94ZM145 27H146V26H145ZM147 27H148V26H147ZM147 27H146V28H147ZM167 27H166V29H167ZM180 27H182V26L180 25ZM192 27H193V26H192ZM218 27H219V26H218ZM224 27H225V26H224ZM227 27H228V26H227ZM17 28H16V29H17ZM102 28L99 29V33H98L97 36H99L100 38L102 37V39L106 42L105 36H104L103 34H106L107 31L103 30V31H105V33H104V32L102 31ZM137 28H138V27H137ZM142 28H143V27H142ZM146 28H145V29H146ZM148 28H150V27H148ZM152 28H150L149 30H151ZM190 28H191V27H188L187 29H190ZM198 28H199V27H198ZM215 28H216V29H215ZM10 29H11V28H10ZM12 29H13V28H12ZM12 29H11V31H12ZM72 29H74V28H72ZM72 29H71V30H72ZM81 29H82L83 31H81ZM93 29H92V30H93ZM117 29H120V28H117ZM123 29H124V28H122V30H123ZM128 29H127V30H128ZM172 29H173V28H172ZM191 29H192V28H191ZM199 29H200V28H199ZM13 30H14V29H13ZM71 30H70V32H72ZM75 30H76V29H75ZM77 30H76V31H77ZM84 30H86L87 32H84ZM92 30H91V31H92ZM106 30H108V29H106ZM125 30H126V28H125ZM125 30H124V32H125ZM133 30H131V33H132V32L135 33ZM138 30H140V27H139ZM142 30H143V29H142ZM179 30H181V29H179ZM183 30H184V28H183ZM227 30H228V33H229V32H230V31H229V27H228ZM227 30L224 28V31H223V32L225 33V37H223V38L221 39V41H223V40L226 38V35H227V34H226V31H227ZM24 31H25L24 33L22 32L23 34L27 33V32H26V29H25ZM67 31H68V32H67ZM91 31H90L89 33H91ZM96 31H97V30H96ZM96 31H95V32H96ZM101 31H102L103 33H102ZM108 31H109V30H108ZM114 31H115V30H114ZM129 31H130V30H129ZM144 31H146V30H144ZM152 31H151V32H152ZM167 31H168V30H167ZM172 31H169V32L171 33ZM187 31H189V30H187ZM192 31H194V30H192ZM204 31H203V32H204ZM218 31H219V29H218ZM221 31H222V29H221ZM16 32H17V30H16ZM16 32H15V33H16ZM111 32H112V31H111ZM118 32H120V30H119ZM124 32L122 31V32H120V34L122 33V36H123V35H126V34H127V35L130 34V32H126V33H124ZM169 32H167V33L170 34ZM183 32H184V31H183ZM183 32H182V35H186L185 32H184V33H183ZM189 32H190V31H189ZM189 32H188V33H189ZM198 32H199V30H198ZM200 32L202 33V31H200ZM200 32H199V33H200ZM15 33L12 32V34H15ZM74 33H75V32H74ZM76 33H77V32H76ZM114 33H115V32H114ZM123 33H124V34H123ZM136 33H137V32H136ZM140 33L142 34V31H140ZM148 33H149V32H148ZM216 33H218V32H215V33H214L215 36H216ZM220 33H221V32H220ZM230 33H232V34H230ZM230 33H229V35H230L229 37H230V38H231V36L234 37V36H233L234 33H233V32H230ZM261 33H262V32H261ZM261 33H260V34H261ZM263 33H264V32H263ZM263 33H262V34H263ZM20 34H21V33H20ZM27 34H29V33H27ZM72 34H73V33H72ZM85 34H84V35H85ZM92 34H93V32H92ZM96 34H97V33H96ZM143 34H145V33H143ZM195 34H196V33H195ZM207 34H203V35H205V37H206ZM114 35H115V34H114ZM114 35L111 33V37L114 36ZM139 35H140V34H139ZM150 35H152V34L150 33ZM150 35L147 34V36H150ZM156 35L153 34L152 37H154V36H156ZM164 35H166V32H165ZM182 35H181V36H182ZM211 35H212V34H211ZM214 35L210 37V34H209V39L211 40V38L215 37ZM221 35H222V34H221ZM12 36H13V37L16 36V37H15V38H12ZM12 36H10L11 39L9 38L8 40H9V41L12 40V42H13L12 44H13L15 47H17L16 45H18V44L20 45V43H23V41H22L23 38H22V37H24L23 40H24V42H25L26 34H25V36H21L20 38H19V36H18L17 34H16V35H12ZM71 36H72V35H71ZM97 36H96V37H97ZM108 36H109V34H108ZM116 36H117V34H116L114 37H116ZM130 36H132V34H130ZM134 36H135V35H134ZM176 36H177V37H176ZM193 36L191 35V37H193ZM198 36H200V34H198ZM219 36H220V35H218V37H219ZM227 36H228V35H227ZM81 37H84V36L82 35ZM99 37H98V38H99ZM111 37H109V38H111ZM114 37H113V38H114ZM124 37H125V36H124ZM124 37H123V38H124ZM127 37H129V36H127ZM139 37H140V36H138V38H139ZM141 37H143V36L141 35ZM141 37H140V38H141ZM144 37H146V36H144ZM150 37H151V36H150ZM160 37H161V38H160ZM172 37H173V38H172ZM182 37H184V36H182ZM202 37H203V36H202ZM229 37L227 38L228 40L225 39L227 43H228V41L230 40ZM263 37H264V35H263ZM21 38H22V39H21ZM88 38H89V34H88ZM100 38H99L98 40L96 39V40H97L96 42H97V44H98L99 46H100L99 40L101 41ZM113 38H111V39H113ZM118 38H119V37H118ZM123 38H121V36H120L119 39H117V38H116V39H117L118 42H119V40L122 41ZM135 38H136V37H135ZM138 38H136L137 42L139 41ZM157 38H158V39H157ZM220 38H221V36H220ZM220 38H219V39H220ZM258 38H262V35H261L260 37H258ZM69 39H70V40H69ZM111 39H110V40H111ZM148 39H150V38L148 37ZM174 39H173V40H174ZM195 39H196V40H195ZM203 39H204V38H203ZM206 39H207V38H206ZM209 39H207V40H209ZM233 39H234V38H233ZM256 39H257V38H255V40H256ZM67 40L70 41L71 43L68 42ZM76 40H77V41H76ZM79 40H80V39H79ZM84 40H86V39H84ZM87 40H88V39H87ZM113 40H114V39H113ZM130 40H132L131 37H130ZM130 40L128 41V39L124 38V41H123L124 44L122 43V44H123V45H122L123 50H124V47H126V49L128 48V49H131V50H132V47H131V46L134 47V44H135L136 41L134 42V41L132 40L131 43L134 42V44L130 46V43L126 44V42H130ZM134 40H135V39H134ZM150 40H151V39H150ZM173 40H172L171 42H173ZM180 40H181V39H180ZM189 40H190V39H188V41H189ZM204 40H205V39H204ZM213 40H214V38L212 39V41H213ZM257 40H258V39H257ZM257 40L255 41L256 43H257ZM261 40H262V39H261ZM17 41H18V42H17ZM20 41H22V42H20ZM72 41H73L74 43H72ZM88 41H90V40H88ZM88 41H86V42H88ZM107 41H108V40H107ZM121 41H120V42H121ZM148 41H149V40H148ZM190 41H191V40H190ZM202 41H203V40H202ZM233 41H234V40H233ZM262 41H263V40H262ZM67 42H68V43H67ZM92 42H93V40H92ZM146 42H145V43H146ZM185 42H184V43H185ZM210 42H211V41H210ZM214 42H217V40L214 41ZM218 42H219V44H220V43H223V42H224V44H225V41L220 42V40H219ZM230 42H231V41H230ZM230 42H229V44L232 45V44H231L232 42H231V43H230ZM17 43H18V44H17ZM65 43H66V44H65ZM82 43H83V42H82ZM106 43H108V42H106ZM164 43H166L167 45L164 44ZM186 43H185V44H186ZM192 43H193V42H192ZM192 43H190V45H191ZM202 43H203V42H202ZM263 43H264V42H263ZM263 43H262V44H263ZM63 44H64V45H63ZM84 44H85V43H84ZM84 44H83V45H84ZM86 44H87V43H86ZM86 44H85V45H86ZM94 44H95V43H94ZM125 44L128 45V46H130V47L125 46ZM136 44H137V43H136ZM179 44H180V43H179ZM208 44H209V43H208ZM224 44H223V45H224ZM229 44H228V45H229ZM248 44H249V42H248ZM251 44H252V42H250V45H251ZM253 44H254V45H251L252 47L249 45L251 48L248 47V45H245L244 48L247 46L245 49L248 48V49H250V51H252L253 53H256L255 51H257V53H258L259 50H261V52L263 51V50H262V49H263L262 44H261L262 49H259L260 46L257 45V46H256V48H257L256 50H253L254 47H255V43H253ZM13 45H12V47H14ZM19 45H18V46H19ZM22 45H23V44H22ZM24 45H26V43H25ZM90 45H91V43H90ZM103 45H104V44H103ZM181 45H182V43H181ZM183 45H182V46H183ZM211 45H213V43H210V45H208V46L211 47ZM217 45H218V43H217ZM223 45H222V47H223ZM226 45H227V44H226ZM230 45H229V49H228V47L226 48V46H225L226 49L224 50V52L227 51V50H230ZM3 46H4V48L6 47L7 50H6V48L4 49ZM3 46H1L2 48H0V53H1V54H0V55H1V56H0V59H1V57H3L2 59H7L8 56H9V55H7V54H8V47L6 46V44L3 45ZM59 46H60V47H59ZM69 46H68V47H69ZM87 46L89 47V42H88ZM92 46H93V45H92ZM108 46L110 47V45H108ZM108 46H107V47H108ZM114 46H115V45H114ZM135 46H136V45H135ZM191 46H192V45H191ZM191 46H190V47H191ZM219 46H220V45H219ZM20 47H21V45H20ZM65 47H66V48H65ZM88 47L85 46V47H84V51H85ZM94 47H96V46H94ZM194 47H195V45H194ZM196 47H197V46H196ZM215 47H216V46H214V48H215ZM220 47H221V46H220ZM222 47L220 48V51H221V52H222V50H223ZM64 48H65V49H64ZM72 48H71V49H72ZM89 48H90V51H92V50H91V46H90ZM115 48L118 49L119 47H115ZM149 48H150V47H149ZM161 48H162V49H161ZM164 48H165V50H164ZM168 48H169V49H168ZM191 48H193V46H192ZM3 49H4V50H3ZM14 49H15V48H14ZM62 49H63V50H62ZM69 49H70V48H69ZM71 49H70V51H71ZM96 49H97V48H96ZM107 49H108V48H106V50H107ZM109 49H110V48H109ZM109 49H108V50H109ZM121 49H122V48H121ZM137 49H136V50H137ZM141 49H142V48H141ZM170 49H171V51H170ZM177 49H176V50H177ZM180 49H181V50H180ZM217 49H218V48H216V49H214V50L217 51ZM231 49H232V46H231ZM73 50H76V49L74 48ZM98 50L100 51V49H98ZM98 50H97V51H98ZM101 50H104V49H101ZM118 50H119L118 53H120V49H118ZM118 50H117V51H118ZM134 50H135V49H134ZM154 50H156V49H154ZM182 50H183V51H182ZM4 51H5V52H4ZM63 51H65V52L63 53ZM67 51H68V49H67ZM97 51H96V53H95L96 55H97V53L99 52V51H98V52H97ZM104 51H105V50H104ZM113 51H114V50H113ZM148 51H147V52H148ZM193 51H194V52H193ZM200 51H199V53H200ZM204 51H205V50H204ZM204 51H203V52H204ZM247 51H249V50H247ZM250 51H249V52H250ZM68 52H69V51H68ZM86 52H87V51H86ZM100 52H103V51H100ZM109 52H110V50H109ZM121 52H122V50H121ZM123 52H124V53H123ZM123 52H122V53H123L125 56H126V55L129 56V52H128V50H126V52H125V50H124ZM142 52H144V53H142ZM174 52H175V50H174ZM201 52H202V51H201ZM221 52H220V53H221ZM227 52H228V51H227ZM252 52H251V53H252ZM263 52H264V51H263ZM263 52H262V53H263ZM61 53H60V54H61ZM72 53H74V56H75V57L78 56L77 53H76V51H74V52L72 51ZM89 53H90V52H89ZM93 53H94V52H93ZM106 53H107V51H106ZM111 53H112V50H111ZM111 53H110V54H111ZM125 53H126V54H125ZM127 53H128V54H127ZM184 53H186V54H184ZM188 53L190 54L189 56H188ZM222 53H223V52H222ZM257 53H256V54H257ZM70 54H71V53H70ZM81 54H82V53H81ZM83 54H86V53L84 52ZM104 54H105V52H104ZM107 54H109V53H107ZM107 54H105V56H108ZM167 54H169V55H168L169 57L172 56V58H167V59H169V60H167V59H166V57H168ZM211 54H212V55H211ZM225 54H226V52H225ZM249 54H250V53H249ZM256 54H255V55H256ZM258 54H261V53L259 52ZM58 55H59V56H58ZM66 55H68V54L66 53ZM66 55H65V56H66ZM72 55H73V54H72ZM92 55H93V54H92ZM92 55H91V58H93ZM96 55H95V56H96ZM101 55H102V54H101ZM101 55H99V56H101ZM113 55H114V54H113ZM113 55H109V56H112V58H113ZM115 55H116V54H115ZM131 55H132V53H131ZM131 55H130V56H131ZM134 55H133V56H134ZM181 55H182V56H181ZM185 55H186V57H185ZM218 55H220V54H218ZM223 55H224V53H223ZM251 55H252V54H251ZM251 55H250V58H249L250 61H253V62L257 61V60L254 61L253 59L251 60V58L254 57V56H253L254 54H253L252 56H251ZM5 56H6V57H5ZM48 56H49V55L46 54V57H48ZM53 56L51 55V56H49V58H44L45 60L47 59V61H45V62H43V63L46 64V63H48V61H49V63L52 62L53 59L55 58V57H53ZM57 56H58V57H57ZM65 56H63V58H64ZM69 56H70V55H69ZM89 56H90V55H89ZM157 56H159V55H157ZM177 56H179V58H178ZM187 56L190 57V58H188ZM215 56H216V55H215ZM259 56H261V55H259ZM259 56H258V57H259ZM262 56L264 57V54H262ZM262 56H261V57H262ZM50 57H53V59L50 58ZM78 57H79V56H78ZM81 57H82V55H81ZM131 57H132V56H131ZM193 57H194V59H193ZM210 57H211V58H210ZM212 57H213V58H212ZM216 57H217V56H216ZM218 57H219V56H218ZM224 57L227 59L226 56H224ZM256 57H257V55L255 56V58H256ZM9 58H10V57H9ZM85 58H86V57H85ZM98 58H99V57H98ZM108 58H109V57H108ZM110 58H111V57H110ZM110 58H109V60H110ZM119 58H120V59H119ZM126 58H127V57H126ZM186 58H187V59H186ZM199 58H200V59H199ZM209 58H210V59H209ZM222 58H223V56H221V59H222ZM50 59H51L52 61H51ZM66 59H67V58H66ZM68 59H69V58H68ZM74 59H75V58H74ZM94 59H95V57H94ZM99 59H100V58H99ZM149 59H151V60H149ZM153 59H154V60H153ZM171 59H172V60H171ZM173 59H174V60H173ZM183 59H184V60H183ZM195 59H196V60H195ZM217 59H218V58H217ZM249 59H248V60H249ZM259 59H260V58H259ZM61 60H62V59H61ZM70 60H71V58H70ZM80 60H81V59H80ZM90 60H91V59H90ZM90 60H89V61H90ZM101 60H102V59H101ZM101 60H100V61H101ZM106 60H107V59H106ZM106 60H104V61H106ZM117 60H118V61H117ZM119 60H120V61H119ZM162 60H163V61H162ZM164 60H165V61H164ZM185 60H186V61H185ZM189 60H191V61H189ZM192 60H193V61H192ZM219 60H220V59H219ZM219 60H218V61H219ZM260 60H261V59H260ZM43 61H44V60H43ZM54 61H55V60H54ZM81 61H82V60H81ZM81 61H80V62H81ZM83 61L86 62V60H84V59H83ZM83 61H82V62H83ZM89 61L87 60V62H89ZM95 61H96V60H95ZM104 61H103V62H104ZM138 61H139V62H138ZM158 61H159V62H158ZM170 61H171V63H169ZM184 61H185V62H184ZM195 61H196V63H195ZM209 61H210V62H209ZM222 61H223V60H222ZM225 61H227V60H225ZM228 61H230V60L228 59ZM250 61H249V62H250ZM58 62H59V64L61 63L60 61H58ZM82 62H81V63H82ZM125 62H126V63H125ZM162 62H163V63H162ZM173 62H174V63H173ZM175 62H176V63H175ZM186 62H188V64H186ZM190 62H192V63H190ZM214 62H215V63H214ZM253 62H252V63H253ZM259 62H260V61H259ZM262 62H263V60H262ZM262 62H261V63H262ZM49 63L47 64V67H49V66L52 67L51 65L54 64V62L51 63V65H50ZM55 63H56V62H55ZM73 63H74V64H73ZM129 63H130V65H129ZM151 63H150V65L153 66V63H152V64H151ZM159 63H160V64H159ZM167 63H169V64H167ZM189 63H190V64H189ZM226 63H228V62H226ZM226 63H225V65H224V67H226ZM230 63H231V62H230ZM230 63H228V64L230 65ZM232 63H233V62H232ZM250 63H251V62H250ZM250 63H249V65H250L251 67L248 66V67H250V68L246 69V71L243 70L244 68H243L242 70H243V73H244V71H245V72H247V71L249 72V69H250V73H251V74H248V72H247V73H244V76H243V73H240V72H239V71L241 70V68H239V69H240L239 71H238V69H237V71L239 72V73L237 74V71L235 70L236 68H235V66H234V63L232 64V65L234 66V69H233V66L231 67V66L228 65V67H229V68H228L229 71H228L227 68H226V69L224 68L226 71L223 73V70H222V71L220 70V72L223 73L225 76H229V77H228L229 79H225V81L228 80V82H230L229 85H228V82H227V84H226L224 81H223V82H224V84H226V85H225V89L228 87L227 90H229V93H230V94L232 93V92H230L231 87H233V88H237L238 85H239V87H240V88L238 87L239 90H238V89H236V90L233 89V90L235 91V96L238 97L239 100H237L236 97L233 98V97H234L233 94H231V96H230L231 98H230V99H232L233 101L236 100V102H234L235 104L237 103V101H238V102H241V101L243 100V101H242V103H243L242 105H243V106L241 107V109H243V107L245 106V107H244V110L246 109V111L252 109V108H250V107H251V102H252V103H253L252 107H254V108L252 109V111H254V113H252V111H251V113L248 112V114H250V115L254 114V115L257 116L258 113H260V115H259V116H260V120H261V118H262L261 121H263V120H264V89H263L264 84H263V86H262V85H260V83H261V81L264 79V77H263V76H264V66H262L261 68H260V66H259V68H260V70H261L260 72L263 73V74H262V75H263V76H262L263 79H262L261 77H258V78H259V79L257 80V83H258V84L255 83V85H254V87H253V86H252V85L254 84L253 82L256 81L257 76H259V74H258L259 71L257 72V70H258L259 68H258L257 65L255 66V67H257L256 72H257L258 75H256V77H254V78L252 79V77L255 75L256 72L254 73V71H255L254 69H255V68H253V65H251ZM56 64H58V63H56ZM65 64H66V63H65ZM79 64H80V63H79ZM93 64H94V62H93ZM95 64H96V63H95ZM101 64H102V63H101ZM101 64H100V65H101ZM103 64H104V63H103ZM119 64H120V63H119ZM123 64H124V65H123ZM170 64L173 65V66H171ZM195 64H196V65H195ZM197 64H198V65H197ZM204 64H205V65H204ZM206 64H207V65H206ZM208 64H211V65L209 66ZM212 64H213V65H212ZM256 64H257V63H256ZM48 65H49V66H48ZM63 65H64V64H63ZM86 65H87V64H86ZM90 65H91V64H90ZM90 65H89V66H90ZM132 65H133V66H132ZM161 65H162V66H161ZM167 65H168V67H167ZM187 65H188V67H187ZM191 65H193V66H192L193 68L191 67ZM194 65H195V66H194ZM254 65H255V63H254ZM262 65H263V64H262ZM57 66H58V65H57ZM60 66H61V65H60ZM65 66H66V65H65ZM70 66H71V64H70ZM77 66H78V67H77ZM119 66H120V67H121V66H122V67L127 66V67H125L126 69H124V68H122V67L120 68ZM135 66H137V67H135ZM169 66H170V67H169ZM178 66H179V67H178ZM189 66H190V69H189ZM203 66H202V67H203ZM47 67H46V68H47ZM58 67H59V66H58ZM58 67H56L55 64H54V68H56V70L59 69V70L56 71V73H57V75L55 76L56 78H57L58 76H60V75L62 76V75H64V74H66V73L60 71L61 68H62L63 66L60 67V68H58ZM68 67H69V66H68ZM72 67H71V69H73ZM80 67L84 68L85 71H83L82 68H80ZM91 67H92V65H91ZM94 67H95V65H94ZM96 67H97V65H96ZM96 67H95V68H96ZM117 67H118V68H117ZM128 67H130V68H129V69H130L129 71H128ZM139 67H141V68H139ZM160 67H161V68H160ZM177 67H178V68H177ZM182 67H183V68H182ZM185 67H186V68H185ZM220 67H221V66H220ZM113 68H114V69H113ZM166 68H167V70H166ZM230 68H231V69H230ZM262 68H263V69H262ZM63 69H64V67H63ZM68 69H69V68H68ZM91 69H92V68H91ZM99 69H100V68H99ZM106 69H107V70H106ZM115 69H116V70H115ZM117 69H118V70H117ZM123 69H124L125 71H124ZM141 69H143V70H141ZM161 69H162V70H161ZM170 69H171V70H170ZM188 69H189V70H188ZM210 69H212V68H210ZM215 69H214V71L216 72L218 69H217V70H215ZM219 69H220V68H219ZM222 69H223V68H222ZM65 70H66V68H65ZM93 70H95V69H92V71H93ZM104 70H105V71H104ZM134 70H135V71H134ZM147 70H148V71H147ZM150 70H151V71H150ZM152 70H153V71H152ZM157 70H159V71H157ZM176 70H177L178 72H177ZM231 70H232V71H231ZM233 70H235V71H233ZM90 71H91V70H90ZM111 71H113V72H112L113 75H112V73L110 74ZM114 71H115V72H114ZM127 71H128L129 73H128ZM131 71H132V72H131ZM145 71H146V72H145ZM154 71H155V74H153ZM162 71H164V73H163ZM179 71H180V72H179ZM191 71H192V73H191ZM211 71H212V74H211V75H210L208 72H206L207 75L205 74V75H206V76H205L204 73H203V77L205 76V78H206L207 80H208V78L210 77V79H209V83L213 82L215 76L218 77V76H217L218 74H220V76L222 75L221 73H217V72L213 74V70H211ZM77 72H74V73L76 74ZM98 72H99V71H98ZM116 72H117V73H116ZM119 72H121V73H119ZM122 72H123V73H122ZM160 72H162V73L159 74ZM169 72H171L172 74H171V75L168 74ZM183 72H184V73H183ZM218 72H219V71H218ZM241 72H242V71H241ZM35 73H36V72H35ZM35 73H34V74H35ZM37 73H38V72H37ZM58 73H59V74H58ZM61 73H63V74H61ZM125 73H127L128 75L125 74ZM149 73H150V74H149ZM180 73H181V74H180ZM225 73H226L227 75H226ZM232 73H233L234 75H233ZM29 74H30V73H29ZM29 74L26 73V71H25L24 73H22V74L20 73L21 76H22V75H23V76H24V75L28 76ZM34 74L32 75V78L29 77V79H31V80L27 79L28 83H29V82H30V83L28 84V86H26V85H27V82L25 83V84H26V85H25L26 88H28V87L30 88L31 85H32L33 88H34V86H35L36 84H38V83L33 84L32 79H33V81H36V82H38V81H41V82H42L41 78L39 79L38 75L36 74V75H37V76H36V75H34ZM39 74H40V72H39ZM44 74H45V73H44ZM95 74H96V73H95ZM117 74H119L118 76H120V77L116 76ZM122 74H124V75H122ZM130 74H132V77L134 78V81H133V79L131 80V76H130ZM133 74H134V75H133ZM146 74H147V75H146ZM182 74H183V75H182ZM215 74H217V75H215ZM230 74H231L232 76H231ZM247 74H248V75H247ZM126 75L128 76V79H127ZM152 75H153V76H152ZM209 75H210V76H209ZM212 75H214V76H212ZM241 75H242V76H241ZM250 75H251V76H250ZM252 75H253V76H252ZM40 76H42V75H40ZM45 76H46V75H45ZM124 76H125L126 78H125ZM139 76H140V77H139ZM142 76H144V77H142ZM147 76L150 77V78H148ZM173 76H172V77H173ZM207 76H209V77H207ZM211 76L213 77V80H212V77H211ZM247 76H248V77L250 76L249 79H247V78H248ZM260 76H261V75H260ZM35 77H36V78L38 77V78L36 79ZM48 77H49V76H48ZM48 77H47V78H48ZM52 77H53V76H52ZM62 77H63V76H62ZM104 77H105V78H104ZM122 77H123V79H124L123 82H122ZM221 77H222V76H221ZM221 77H220V78H221ZM223 77H224V76H223ZM223 77H222V78H223ZM244 77H247L246 80H245ZM44 78H45V77L43 76V81H45V82H44V83H45L44 86H46V80H47V78H45V79H44ZM50 78H51V77H50ZM50 78H49V79H50ZM58 78H59V77H58ZM58 78H57V79H58ZM60 78H61V77H60ZM119 78H120L121 80H120ZM129 78H130V79H129ZM135 78H136V79L138 78L137 81H136ZM142 78H144V79H142ZM145 78H146V79H145ZM164 78H165V79H164ZM196 78L199 79L198 77H196ZM196 78H195V80H196ZM201 78H202V77H201ZM205 78H202V79H200V80H203V79H205ZM222 78H221V79H222ZM250 78H251V79H250ZM34 79H35V80H34ZM97 79H98V78H97ZM103 79H104L105 81H104ZM118 79H119L120 81H119ZM147 79H148V80H147ZM154 79H153V81H154ZM189 79H190V86L193 87V86H194V80H193L192 78H189ZM216 79H218V78H216ZM216 79H215V80H216ZM236 79L239 80L240 82L237 81ZM37 80H38V81H37ZM90 80H93V78L90 79ZM98 80H99V79H98ZM109 80L107 81L106 84H108ZM112 80H110V81L112 82V84L115 83L114 80H113V81H112ZM130 80H131V81H130ZM145 80H147V81H145ZM149 80H150V81H149ZM176 80H177V79H176ZM180 80H179V81H180ZM200 80H198V82H197V80L195 81V82H197V84L199 83L198 86H197V89L195 90V91H197V92H200V91H201V90L198 91V90H199V87H200ZM210 80H212V81H210ZM233 80H234L235 82L238 83V84L236 83V86H237V87L234 86V85H235V82H233ZM244 80H245V82H244ZM18 81H19V80H18ZM52 81H53V83H54L55 80H52V79H51V82L49 81V84L52 83ZM56 81H57V80H56ZM87 81H86V82H87ZM101 81H100V82H101ZM182 81H181V82H182ZM217 81H219V82H217V83H215V84H219V85H216V86L213 87V85H214V84H213L212 87H213V88H216L217 91H218L219 88H217V86L220 87V81H222V80L218 79ZM15 82H17V81H15ZM58 82H59V81H58ZM93 82H95V83H94L95 86L98 85V83H99V82H98V83L96 84V81H95V80H94ZM102 82H101V83H102ZM121 82H122V83H121ZM174 82H175V81H174ZM181 82H180V84H181ZM184 82H182V83H184ZM202 82H205L206 84H208L205 80L202 81ZM248 82H249V83H248ZM262 82L264 83V80H263ZM9 83L11 84V82H9ZM9 83H8V84H9ZM12 83H13V85L15 84L16 86H19V85H20V86L17 88L18 90L16 89L18 92H16V90H14V92H16V94L18 93L17 95H19L20 92H21V91H20V88H21V86H23V84H20V82H19V85H18L17 83H14V82H12ZM34 83H35V82H34ZM44 83H42V84H44ZM89 83L92 84V82H89ZM125 83H126V82H125ZM128 83H127V85H128V87L130 88L131 85L129 86ZM132 83H131V84H132ZM159 83H160V81H159ZM159 83H158V84H159ZM175 83H176V82H175ZM213 83H214V82H213ZM221 83H222V82H221ZM233 83H234V84H233ZM245 83L250 84V87L248 86V84L246 85ZM252 83H253V84H252ZM42 84H41V85H42ZM55 84H58V83L55 82ZM112 84H111V85H112ZM118 84H117V85H118ZM148 84H150V83H148ZM154 84H155V82H154ZM154 84H153V85H154ZM156 84H157V83H156ZM172 84H173V82H172ZM178 84H179V83H178ZM178 84H177V85H178ZM195 84H196V83H195ZM261 84H262V83H261ZM13 85H12V86H13ZM38 85H39V84H38ZM41 85L38 86V87L41 88V87H42ZM47 85H48V84H47ZM109 85H110V84H109ZM109 85H108V87H109ZM122 85H124V84H122ZM122 85H121V87H122ZM138 85H139V84H138ZM141 85H143V84H141ZM141 85H139V87H140ZM146 85H147V84H146ZM151 85H152V84H151ZM160 85H161V83H160ZM162 85H163V84H162ZM201 85H202V84H201ZM208 85H210V84H208ZM222 85H223V84H222ZM243 85H244V86L246 85V86L244 87ZM256 85H258L259 87L256 86ZM9 86H10V85H9ZM32 86H31V87H32ZM98 86H99V85H98ZM104 86H105V85H103V87H104ZM114 86H116V85L114 84ZM119 86H120V85H119ZM124 86H125V85H124ZM134 86H135V85H134ZM148 86H149V85H147V87H148ZM154 86H156V85H154ZM203 86H204V85H203ZM229 86H230V87H229ZM241 86L244 88V91H243V88H242ZM260 86L262 87L263 92H262ZM10 87H11V86H10ZM108 87L105 86L104 88H108ZM125 87H127V86H125ZM125 87H124V88H125ZM132 87H133V86H132ZM132 87H131V88H132ZM136 87L138 88V86H136ZM151 87H152V86H151ZM151 87L149 86V88H151ZM159 87H160V86H159ZM165 87H166V86H165ZM176 87H177V86H176ZM178 87H180V86H178ZM182 87H187V85H184V84H183ZM195 87H196V86H195ZM201 87H202V86H201ZM205 87H206V85H205ZM205 87H204V88H205ZM257 87L260 88L261 91H260L259 89H258V91H255V89L257 90ZM44 88H45V87H44ZM47 88H48V87H47ZM109 88H110V89H111V88L113 89V88H115V87H113V85H112V87H109ZM134 88H135V87H134ZM134 88H132V89H134ZM140 88H142V87H140ZM152 88H153V87H152ZM160 88H161V87H160ZM174 88H175V87H174ZM208 88H209V86H208ZM213 88H211V89L209 90V92L211 91V92L209 93V95H208V92H207L208 90L206 91V92H207V93H206V96H207V99H208V96H210L211 93L214 95V96L212 95V98L209 100V101H211V100L213 99L212 102H209V105H211V104H215V109L212 108V106H210L211 108H209V110H213V109L216 110V109H217V112H218L219 108L221 107V106H220V103H222V102L224 103V102L226 101V99H227L229 96H228V97H224V98H225V99H223L224 101L222 100V102H220L219 99H221V97L223 98V95H221V94L224 93L226 90H223L224 86L220 87V89H222V90L219 89V90H220L219 92H220L221 94H220L219 92H217V93H218L221 97L219 96V99L217 100V99L215 98V96H217V93L214 91V90H216V89H213ZM250 88H252V89L250 90ZM13 89H15L14 86H13V88H12V91H13ZM115 89H116V88H115ZM115 89H113V90H115ZM120 89H122V88H120ZM120 89H119V90H120ZM135 89H136V88H135ZM143 89H144V87H143ZM164 89H165V88H164ZM168 89H169V88H168ZM168 89H166V90H168ZM194 89H195V88H194ZM205 89H207V88H205ZM241 89H242V90H241ZM247 89H249V91H247ZM119 90H116V91H119ZM138 90H139V88H138ZM145 90H146V89H145ZM148 90H150V89H148ZM148 90H147V91H148ZM151 90H152V89H151ZM151 90H150V91H151ZM233 90H232V91H233ZM237 90H238V92H239L238 95L236 94V91H237ZM245 90H246L247 92H246ZM252 90L254 91V93L256 94V96H254V93L251 94V95H253V97H256V98H253V97L250 95V93H251ZM116 91H115V92H116ZM120 91H122V90H120ZM120 91H119V92H120ZM123 91H125V89H124ZM135 91H136V90H135ZM141 91H144V90L141 89L140 92H141ZM150 91H149V94H150ZM234 91H233V93H234ZM125 92L127 93V91H125ZM128 92H129V91H128ZM136 92H137L136 94L139 93V91H136ZM214 92H215V94H214ZM227 92H228V91H226V94H228ZM117 93H118V92H117ZM132 93H134V92H132ZM132 93H130V94H132ZM142 93H144V92L139 93V95H136V94H135V95H131L130 98H127V97L124 96V95H123V96L126 97V98L128 99V100L125 99V100H127L126 102L131 101V103L136 104V103L134 102V101H136L135 96H136V98H137V97L141 96ZM245 93L248 94V95H246ZM259 93H261V94H259ZM120 94H122V93H120ZM124 94H125V93H124ZM144 94H145V93H144ZM144 94H143V95H144ZM146 94H147V92H146ZM146 94H145V95H146ZM149 94H148V95H149ZM166 94H167V93H166ZM200 94H201V92H200ZM202 94H203V93H202ZM202 94H201V95H202ZM230 94H229V95H230ZM258 94H259V96H258ZM125 95H126V94H125ZM167 95H168V94H167ZM242 95H243V96H242ZM119 96H120V95H119ZM128 96H129V95H128ZM152 96H153V94H152ZM172 96H173V95H172ZM203 96H204V95H203ZM206 96H205V97H206ZM226 96H227V95H226ZM232 96H233V97H232ZM245 96H246V97H245ZM250 96H251V97H250ZM131 97H132V98H131ZM149 97H150V96H149ZM213 97L215 98V100H214ZM259 97H260V99H259ZM141 98H143V97H141ZM141 98H139V99H141ZM153 98H154V97H153ZM170 98H171V97H170ZM203 98H204V97H203ZM217 98H218V97H217ZM241 98H242V99H241ZM261 98H262V99H261ZM129 99H130V100H129ZM151 99H152V98H151ZM151 99H150V102H152V100H153V99H152V100H151ZM205 99H206V98H205ZM230 99H229V100H230ZM122 100H124V98H123ZM141 100L144 101L145 99H144V100L141 99ZM141 100H140V101H141ZM183 100H187V98H185V99H183ZM232 100H230V101L232 102ZM202 101H203V99H202ZM216 101H217V102H216ZM137 102H139V101H137ZM147 102H148V101H147ZM154 102H155V100H153L152 103H154ZM249 102H250V104H249ZM260 102H261V103H260ZM201 103H202V102H201ZM205 103H206V102H204V107H207V105H206ZM227 103H230V102H228V100H227ZM234 103H232L231 105L226 104V103H225V104H226V105H229V106H231V107L233 108L234 106H232V105H234ZM258 103L262 104L261 106H262L263 108H261V107H260V104H258ZM141 104H142V103H141ZM202 104H203V103H202ZM217 104H219V105H217ZM237 104H238V103H237ZM150 105H151V104H150ZM152 105H153V104H152ZM221 105H223V104H221ZM239 105H240V104H239ZM143 106H145V105H143ZM153 106H154V105H153ZM153 106H152V107H153ZM229 106H226V109H228ZM147 107H148V106H147ZM202 107H203V106H202ZM217 107H219V108H217ZM231 107L228 109V111H229V110H233V112H234L235 108L232 109ZM235 107H236V106H235ZM237 107H238L239 109H236V110H240V107H239L238 105H237ZM221 108L223 109V106H222ZM259 108H260V110H259ZM181 109H182V112H183L184 114H187V111H186V109H185L184 107H182ZM222 109H221V110H222ZM226 109H224V110H226ZM221 110H219V111H221ZM236 110H235V111H236ZM256 110H257V111H256ZM152 111L155 112L156 109H152ZM179 111H180V109H179ZM228 111H227V114H228ZM240 111H243V110H240ZM246 111H243L244 114L241 113V114H242V115L240 114L241 116H239V114H238L239 112L237 113V114H238V117H240V118H237V120H239V121L241 120V122H243V124H242L241 122L238 121V122H239V125L237 124V126H239V127H238V128H235L236 131L243 130V129L245 128V127H244L245 125H246V127H248V126L250 125L249 123H247V121H246L247 119H246V120L244 119V118H246V115H247V113H245ZM158 112H159V111H158ZM160 112H163V111L161 110ZM182 112L180 111V113L182 114V117H183V116H185V115H183ZM155 113H156V112H155ZM221 113H226V111L224 112V111L222 110ZM256 113H257V114H256ZM218 114H219V112H218ZM231 114H233V113H231ZM235 114H236V113H235ZM245 114H246V115H245ZM160 115H162V114H160ZM220 115H221V114H220ZM221 116H222V115H221ZM221 116H220V118H221ZM230 116H231V117H232V116L235 117V115H230ZM243 116H245V117H243ZM259 116H257L256 118H259ZM160 117H161V116H160ZM234 117H233V118H234ZM241 117H242V118H241ZM252 117H253V116H249V117H247V118L252 120ZM253 118H255V117H253ZM218 120H219V119H218ZM222 120H223V119H222ZM256 120L258 121L259 119H256ZM254 121H255V120L253 119V122H254ZM218 122H220V121H218ZM218 122H217V123H218ZM248 122H250V120H249ZM259 122H260V121H259ZM120 123H121V122H120ZM120 123H119V121H114V122L111 124V125H112V127H111L112 129H110V130L113 132V130L115 129V130H116L115 132H117V133L113 132V134H111V137H112L111 139H112V140L115 139V137H116L115 135H116V134H118L119 132L122 131V128H121V130H120L119 132L117 131L118 129H120V126H121ZM217 123H216V125H217ZM224 123H226V121H225ZM234 123H235V121H234ZM244 123H245V124H244ZM257 123H258V122H257ZM257 123H255V122L252 123V122H251V125H252V126H253V124L256 125V126H255V130L257 129V131H259V130L261 131L262 128L260 129V127H258V125H259L260 123H262V124L264 125V121H263V122H260L259 124H257ZM114 124H115V125H114ZM184 124H185V123H184ZM240 124H241V126H240ZM247 124H248V126H247ZM262 124H260V126H262ZM218 125H219V124H218ZM218 125H217V129L220 130V128H218L220 125H219V126H218ZM224 125H226V124H224ZM233 125H234V124H233ZM233 125H232V127H233ZM235 125H236V123H235ZM235 125H234V127H237V126H235ZM118 126H119V127H118ZM184 126H185V125H184ZM227 126H228V125H227ZM40 127H41V125H40ZM117 127H118V128H117ZM181 127H182V126H181ZM224 127H225V126H224ZM229 127H230V126H229ZM37 128H38V130H39V126H37ZM41 128H42V127H41ZM183 128H184V127H183ZM185 128H186V130H187L188 133L190 132V134H193V132H191V130L188 131V130L190 129L189 127H188L189 129H188L186 126H185ZM185 128H184V129H185ZM215 128H216V127H215ZM258 128H259V130H258ZM217 129H216V130H217ZM221 129H222V128H221ZM226 129H227V128H225V130H226ZM232 129H233V128H232ZM182 130H183V129H182ZM225 130H224V131H225ZM111 131H110V133H111ZM220 131H221V130H220ZM228 131H229V130H228ZM232 131H233V130H232ZM183 132L185 133L186 131L183 130ZM187 132H186V134H188ZM225 132H226V131H225ZM225 132H224V133H225ZM184 133H182V134H184ZM221 133H222V132H221ZM226 133H227V132H226ZM226 133H225V134H226ZM190 134H188V136H189ZM209 134H210V133H209ZM222 134H223V133H222ZM229 134H230V133H229ZM229 134H228V135H229ZM119 135H120V133L118 134V136H119ZM210 135H211V134H210ZM214 135H215L214 138L217 140L218 137L216 136V134H214ZM223 135H224V134H223ZM228 135H226V136H228ZM113 136H115V137H113ZM182 136H183V135H182ZM188 136H187V135H186V136L184 135L183 137H186V139L188 140V138H189L191 135H190L189 137H188ZM204 136H205V135H204ZM204 136H201V137H204ZM206 136H208V135H206ZM229 136H230V135H229ZM183 137H182V139H183ZM187 137H188V138H187ZM193 137H194V136H193ZM193 137L191 136V139H192V140H194ZM208 137H209V136H208ZM208 137H207V138H208ZM212 137H213V136H212ZM117 138H118V137H117ZM155 138H156V137H155ZM180 138H181V137H180ZM194 138H195V137H194ZM197 138H199V137H197ZM197 138H195V139H197ZM209 138H210V137H209ZM186 139H185V140H186ZM191 139H190V140H191ZM203 139H204V138H203ZM203 139H202V140H203ZM205 139H206V138H205ZM211 139H212V138H211ZM211 139H210V140H211ZM215 139L212 140V141H215ZM115 140H116V139H115ZM179 140H180V139H179ZM185 140H184V141L180 140V141L186 143L187 140H186V141H185ZM197 140H198V139H197ZM197 140H196V141H197ZM228 140H230V139H228ZM180 141H179V142H180ZM194 141H195V140H194ZM194 141H193V142H194ZM196 141H195V142H196ZM206 141H207V139H206ZM113 142H114V141H113ZM188 142H189V140H188ZM188 142H187V143H188ZM193 142L191 141V143H193ZM198 142H199V141H198ZM208 142H209V141H208ZM177 143H178V142H177ZM180 143H181V142H180ZM187 143H186V144H187ZM191 143H189V144H191ZM196 143H197V142H196ZM211 143H212V142H211ZM111 144H112V143H111ZM194 144H195V143H194ZM194 144H191V145L194 146ZM212 144H213V143H212ZM214 144H215V143H214ZM113 145H114V144H113ZM109 146H110V145H109ZM111 146H112V145H111ZM111 146H110V147H111ZM110 147L108 148V145H105V146L103 147L102 151L104 152V154L107 153V151H108V149H110ZM109 151H110V150H109ZM109 151H108V152H109ZM126 154H127V153H126ZM105 157L108 158L107 154H106ZM175 161H176V160H175ZM175 161H174V162H175ZM175 163H177V162H175ZM174 166H175V164H174ZM205 169H207V168H205ZM209 169H210V167H209ZM209 169H207V171H210ZM213 169L215 170L216 167H215V168H214V167L211 168L210 173H211V172L213 173ZM200 170H203V171H204V168H203V169L200 168ZM200 170H199V171H200ZM205 172H206V170H205ZM212 173H211V174H212ZM214 173H216V172H214ZM208 174H209V173H208Z\"/></svg>",
  "mask_w": 264,
  "mask_h": 264
}]
</instances>
